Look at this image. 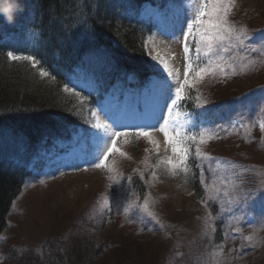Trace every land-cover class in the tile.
I'll list each match as a JSON object with an SVG mask.
<instances>
[{"label": "rangeland", "instance_id": "1", "mask_svg": "<svg viewBox=\"0 0 264 264\" xmlns=\"http://www.w3.org/2000/svg\"><path fill=\"white\" fill-rule=\"evenodd\" d=\"M160 1L141 5L140 15L158 28L146 48L164 76L144 90L109 95L86 130L30 162L34 176L0 239V264H58L61 254L70 262L73 238L83 241L82 255L91 252L84 264H116L126 252L135 264H264V0H226L230 32L215 34L211 46L194 24L199 10L211 12V0ZM165 78L172 88L162 98ZM185 79L195 94L194 116L171 102ZM165 100L163 118L170 132L179 131L184 155L148 127L164 126ZM111 139L119 151L98 168ZM189 158L200 170L203 198L186 179Z\"/></svg>", "mask_w": 264, "mask_h": 264}, {"label": "trees", "instance_id": "2", "mask_svg": "<svg viewBox=\"0 0 264 264\" xmlns=\"http://www.w3.org/2000/svg\"><path fill=\"white\" fill-rule=\"evenodd\" d=\"M157 1L22 0L25 11L14 24L0 17V239L6 236L14 206L34 176L30 162L41 151L87 126L91 113L109 95L125 96L162 78L146 48L157 28L140 16L141 5ZM161 1L163 5L181 2ZM9 53L32 57L38 65L13 60ZM42 72L52 78L50 83L41 80ZM67 87L75 93L65 91ZM179 103L181 111L195 112L189 83ZM192 160L186 179L203 198L200 170ZM139 192L145 195V190ZM73 239L77 246L70 262L61 254L58 264H84L91 253L82 255L78 246L83 241ZM102 253V249L95 251L98 256ZM116 259V264H135L127 252L125 258Z\"/></svg>", "mask_w": 264, "mask_h": 264}, {"label": "snow or ice", "instance_id": "3", "mask_svg": "<svg viewBox=\"0 0 264 264\" xmlns=\"http://www.w3.org/2000/svg\"><path fill=\"white\" fill-rule=\"evenodd\" d=\"M213 7L211 9V12L208 11L207 6H205L204 8H202L201 10L198 11V14L196 15L195 19H194V24L196 25H200L202 27V31L200 33V38L202 40L206 39L209 42V46H211V41L216 38L215 34H220V33H229L230 32V28L228 26V21H227V15L230 11V9L228 7L225 6L226 0H211ZM205 16H209V20L207 21V27H203L205 21L203 20V18ZM211 17H215V19H212ZM209 33H213L214 35H209ZM192 34V26L189 25L188 26V35ZM188 35H185L183 37L184 41H185V46H184V51L185 53H188L190 51V46L187 43L188 40ZM218 38L220 40H224L226 38H229L226 35H219ZM237 39H239V37H237ZM199 51V48H197V52ZM9 56H11V58L13 60L18 59V57L16 56H12L11 53H9ZM27 59H31V57H28ZM188 69L191 70L192 69V63L189 62L187 65ZM42 75H48L47 72H42ZM189 83V81L187 79L184 80V84L183 85H179L176 88V99L172 100V104L176 105V100H180L182 99V93L184 91V86L187 85ZM159 88H160V92H161V97L165 98L166 97V93H170L172 85L168 83L167 79L165 78L163 81L159 82ZM65 91H68V89L66 88ZM165 108H167V100H165V105L164 108L161 109V116H160V120H164L163 118V111L165 110ZM169 112H171V109H168ZM169 121L168 120H164V126L160 127L159 126V121L156 125H149L148 127L150 128H156L159 131L164 133V136L166 137L168 143L173 145V151H180L182 155L187 153V149L186 148H182L180 147L181 143H182V137H180L179 131L176 129V127H173V131L170 132L169 131ZM175 133V134H173ZM122 135H126V133H120V132H114L112 133V136L119 138ZM137 135L140 136H145L148 137L149 139H151V133L149 131H140L139 133H137ZM116 143L117 140L116 139H111L110 140V144L111 146H105L104 149V159L100 161V163L95 164L96 167L101 168L104 167V160L107 159L108 154L112 153L113 151H119V149L116 147ZM198 151V150H197ZM169 163H171V161H169Z\"/></svg>", "mask_w": 264, "mask_h": 264}, {"label": "clouds", "instance_id": "4", "mask_svg": "<svg viewBox=\"0 0 264 264\" xmlns=\"http://www.w3.org/2000/svg\"><path fill=\"white\" fill-rule=\"evenodd\" d=\"M24 11L22 0H0V17L9 25L14 24L17 16Z\"/></svg>", "mask_w": 264, "mask_h": 264}]
</instances>
